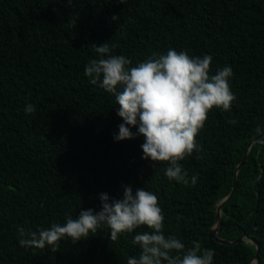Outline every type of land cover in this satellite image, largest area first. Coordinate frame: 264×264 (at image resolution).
<instances>
[{"label": "trees", "instance_id": "obj_1", "mask_svg": "<svg viewBox=\"0 0 264 264\" xmlns=\"http://www.w3.org/2000/svg\"><path fill=\"white\" fill-rule=\"evenodd\" d=\"M105 43L106 55H123L133 67L169 49L211 55L213 74L231 67L236 100L228 111L209 112L196 138L201 151L180 162L188 185L166 177L167 162L142 158L143 136L114 139L124 123L115 96L84 74L99 58L92 46ZM262 134L264 0H0V264L138 258L134 235L146 226L116 241L104 226L80 242L61 240L57 252L19 244L17 226L39 232L81 210L99 211L101 193L122 199L126 185L158 196L166 236L214 250L213 264H255L249 240L228 245L209 234L249 144ZM221 216L218 238L249 236L264 264V138L251 148Z\"/></svg>", "mask_w": 264, "mask_h": 264}, {"label": "clouds", "instance_id": "obj_2", "mask_svg": "<svg viewBox=\"0 0 264 264\" xmlns=\"http://www.w3.org/2000/svg\"><path fill=\"white\" fill-rule=\"evenodd\" d=\"M92 48L99 58L90 60L84 74L91 84H99L115 96L119 105L117 115L124 121L114 139L143 136L142 158L150 159L154 166L167 162L166 177L188 185V173L180 162L194 151H201L196 138L205 127L209 112L214 108L228 111L236 100L229 83L233 76L231 67L217 69L213 74L211 55L192 57L187 51L173 49L133 67L132 60L123 55H106L110 53L108 43ZM25 111L34 113L35 106L28 104ZM132 128L137 131L134 133ZM196 182L197 177H192L191 184ZM100 200L99 211L81 210L77 218L68 216L65 223L54 222L39 232L17 226L20 246L48 247L57 252L61 240L80 242L104 226L110 229L111 241L146 226L149 230L134 235L139 256L129 257L127 264H213L214 250L202 248L197 242L186 247L175 235L164 234L165 216L155 193L145 188L134 193L132 186L126 185L122 199L101 193Z\"/></svg>", "mask_w": 264, "mask_h": 264}, {"label": "water", "instance_id": "obj_3", "mask_svg": "<svg viewBox=\"0 0 264 264\" xmlns=\"http://www.w3.org/2000/svg\"><path fill=\"white\" fill-rule=\"evenodd\" d=\"M262 138H264V134L260 135L259 137H257L256 139H254L248 146L246 152H245V156H244V159L243 161L241 162V164L238 166L237 168V172H236V177H235V180H234V186H233V190L231 192V194L229 196H227L226 198H224L221 203L219 204L218 206V209H217V219H218V223L217 225L215 226V228L210 232L209 234V237L210 238H214L216 239L218 242L222 243V244H228V245H232V244H235V243H243V242H246L247 240H249V242H251L252 244H255L257 246V255H256V258H255V264H257L258 260H259V252H260V246L259 244L255 241V240H252L249 238V236H243L241 238H239L238 240L236 241H226V240H223V239H220L218 238V233H219V228L220 226L222 225V221L224 218H222L221 214H222V208L224 207V205L229 202L234 193H235V190H236V186H237V176H238V173L239 171L241 170L242 166L244 165L245 161L247 160L248 158V155L250 153V150L251 148L253 147V145L255 143H257L259 140H261Z\"/></svg>", "mask_w": 264, "mask_h": 264}]
</instances>
